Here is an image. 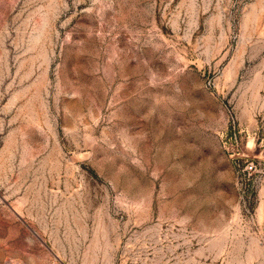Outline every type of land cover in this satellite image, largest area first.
I'll list each match as a JSON object with an SVG mask.
<instances>
[{"label": "rangeland", "instance_id": "1", "mask_svg": "<svg viewBox=\"0 0 264 264\" xmlns=\"http://www.w3.org/2000/svg\"><path fill=\"white\" fill-rule=\"evenodd\" d=\"M0 264H264V0H0Z\"/></svg>", "mask_w": 264, "mask_h": 264}]
</instances>
